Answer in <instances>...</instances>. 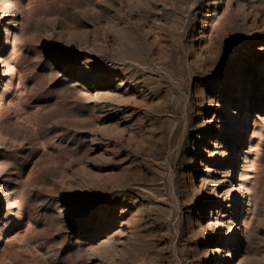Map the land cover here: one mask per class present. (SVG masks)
Segmentation results:
<instances>
[{
	"label": "rangeland",
	"instance_id": "374dc122",
	"mask_svg": "<svg viewBox=\"0 0 264 264\" xmlns=\"http://www.w3.org/2000/svg\"><path fill=\"white\" fill-rule=\"evenodd\" d=\"M0 264H264V0H0Z\"/></svg>",
	"mask_w": 264,
	"mask_h": 264
},
{
	"label": "bare ground",
	"instance_id": "6f19581e",
	"mask_svg": "<svg viewBox=\"0 0 264 264\" xmlns=\"http://www.w3.org/2000/svg\"><path fill=\"white\" fill-rule=\"evenodd\" d=\"M87 92V91H86ZM84 95V94H83ZM85 96V95H84ZM87 96V95H86ZM94 96V95H93ZM92 98V97H91ZM94 98V97H93ZM86 99V98H85ZM90 99V98H89Z\"/></svg>",
	"mask_w": 264,
	"mask_h": 264
}]
</instances>
